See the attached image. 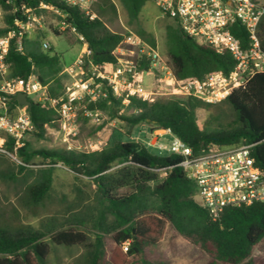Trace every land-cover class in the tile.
Returning <instances> with one entry per match:
<instances>
[{"label":"trees","instance_id":"obj_1","mask_svg":"<svg viewBox=\"0 0 264 264\" xmlns=\"http://www.w3.org/2000/svg\"><path fill=\"white\" fill-rule=\"evenodd\" d=\"M23 1L31 6L40 2L49 5L50 10L36 9V13L51 12L59 23L67 24L66 34L71 43L81 42L78 38L81 35L94 64L116 66L119 56H135L124 43L125 34L108 26L110 15H116L112 0H99L92 9L94 17L61 0ZM147 1L119 0L136 34L157 47L155 36L139 22ZM16 3L20 4V0ZM0 7L11 9L12 4L0 0ZM15 17L8 14L7 23L12 24ZM167 17L170 16L167 14ZM172 19L173 24L166 26L167 63L177 78L204 79L214 72L228 75L235 69L236 60L231 53L218 52L210 45L198 43L183 31L176 18ZM50 30L61 34L58 27L50 25ZM231 30L242 46L247 47L245 28L235 23ZM6 31L1 29L0 34ZM259 36L264 51V16ZM42 37L24 39L22 49L12 43L7 56V77L27 78L35 74L46 86L47 96L54 99L63 93L67 75L62 71L66 63L53 48L49 51L43 48ZM117 48L124 49L126 54H117ZM149 67L150 63L145 60L139 65L144 71ZM103 90L106 96L87 102L85 110L100 111L107 120L122 121L128 138L136 128L146 125L152 132L170 129L196 155L209 144H253L252 155L264 170V72L255 73L244 86L220 102L234 115L227 124L220 122L226 112L221 108L213 110L219 104L194 96L163 97L152 103L133 96L124 103L109 87ZM30 101L27 111L34 125L32 135L44 138L48 131L46 126L60 127V116L55 108L44 102ZM11 104L16 106L18 101L14 99ZM198 109L210 113L204 127L198 123ZM4 146L16 154L20 163L15 162L16 171L5 172L3 177L21 185L18 201L26 211L36 213L49 198L58 164L90 179L95 192L92 203L81 200L72 206L76 212L65 223L47 217L38 227L15 218L17 211L15 217L8 219L0 213V264H50L51 244L81 247V264H169L149 252V248L163 238L167 223L207 255V264H264V255H255L264 240V201L227 207L218 220H212L196 198L197 183L188 178L179 165L182 160L179 155H157L144 142L131 139L89 152L35 147L30 140L16 152L11 141ZM79 208L83 210L79 212ZM88 223L94 230L93 236L85 231ZM125 242H129L126 252L122 248Z\"/></svg>","mask_w":264,"mask_h":264},{"label":"built area","instance_id":"obj_2","mask_svg":"<svg viewBox=\"0 0 264 264\" xmlns=\"http://www.w3.org/2000/svg\"><path fill=\"white\" fill-rule=\"evenodd\" d=\"M5 1L12 4V8L0 7V30L7 29L0 34V153L17 163L20 160L16 154L9 152L4 144L11 141L16 152L25 145L27 136L34 130L27 106L19 102L16 106L11 104L18 93H25L28 99L30 95H40L39 102L57 110L60 116L59 132L67 143V149L89 152L102 150L107 144L101 139L89 141L86 145L74 142L78 135L79 107L82 103L105 97V86L116 97L122 98L124 103H128L133 96L151 103L170 96H194L207 103H218L235 89L244 86L255 73L264 72V51L259 36L264 0H151L171 18H176L183 31L198 43L210 45L218 52L231 53L236 60L235 69L228 75L214 72L204 79H179L158 48L131 31L125 34L124 43L131 47L134 57L119 56L116 66L94 64L90 59L91 51L80 35L83 49L72 63L65 64L62 71L67 75L63 93L58 98L50 99L46 86L35 74L27 78L9 79L7 56L13 42L18 49H22L24 39L35 30L37 23L40 24L43 16L36 13V9L51 7L42 2L31 6L23 0H20V4L16 3L17 0ZM61 1L95 16L92 7L96 0ZM8 14L16 15L12 24L6 21ZM235 23L241 24L247 31V47H243L232 33L231 28ZM43 48L48 50L50 46L44 42ZM116 53L124 55L126 51L117 48ZM143 60L150 63L147 71L139 69ZM149 72L153 78L147 84L145 74ZM83 112L97 125L105 119L100 111L84 108ZM46 128L50 129L49 126ZM157 130L152 134L153 144H157L162 133L171 136L166 151L182 157L179 165L184 168L187 177L197 183L196 198L207 209L212 220H218L227 207L250 206L264 201V170L256 164L252 155L253 144H209L201 154L196 155L170 129ZM128 246V242L123 244L125 252Z\"/></svg>","mask_w":264,"mask_h":264},{"label":"rangeland","instance_id":"obj_3","mask_svg":"<svg viewBox=\"0 0 264 264\" xmlns=\"http://www.w3.org/2000/svg\"><path fill=\"white\" fill-rule=\"evenodd\" d=\"M99 2V0H96L92 7L93 10ZM112 2L116 6V15L113 24H108L110 29L124 34H127L129 31L136 33L135 26L129 25L127 13L122 8L119 0H112ZM40 14H42L43 18L40 24L37 23L35 30L29 33L28 38L33 39L38 35H42V43H48L50 49L53 48V52L59 54L63 63H72L83 49L82 42L76 41L71 43L68 39V34H66L67 26L63 25L62 22L59 23L51 12ZM109 19H111V15ZM139 22L143 28L155 36L158 51L167 62L166 26L173 24L174 20L171 17H167V14L153 1L148 0L142 8ZM50 25L58 27L61 34H54L50 30ZM50 49H48V51ZM152 78L151 72L145 74L147 84L152 82ZM39 98L40 95L36 94L29 96V99L34 101H39ZM216 104L219 105L217 108H213L214 111L221 108L226 112L220 122L223 124L231 122L234 119V115L230 108L226 104H221L220 102ZM85 106L86 104L82 103L79 107L78 135L74 139V142L78 144L86 145L89 141L101 139L106 142L107 146H111L116 141L131 139L144 142L151 137L152 131L149 127L141 125L134 130L131 138H128L126 127L122 121L118 119L107 120L106 117L104 119L105 121L102 122L103 125L101 129L95 131V128L99 125L91 121V119L84 114L83 110ZM205 113L207 114V118L204 121H202L201 115L198 117L200 127H204L209 118L210 113L207 110H205ZM27 140H30L35 147L67 148V143L60 134L59 128L48 129L46 137L44 138H37L29 134ZM169 141L170 137L164 136L160 139L155 149L149 148V150L154 154L164 155L165 151H162L159 147H168ZM10 171H16L15 161L9 156L0 153V213L3 214L6 219L15 217V211H17L18 217L15 218H18L24 223H31L34 226L39 227L41 221L47 217H54L56 221L65 223L67 219L76 212V208L72 207L76 202H80L81 200L86 203L93 202L95 187L92 185L91 180L77 175L69 168L58 164L55 166L54 182L49 198L43 206H40L36 213L28 212L19 205L18 198L22 189L21 185L12 181H6L3 177L5 172ZM81 208H79V212L83 210ZM85 231L89 232L90 236H93L92 232H94V230L91 224L88 223ZM51 246L53 252L48 258L50 264H81L80 255L83 252L81 247H64L53 244H51ZM149 252L156 258L167 260L169 264H207L208 260L207 255L202 252L198 246L176 233L169 223L166 224L163 238L157 244L151 246ZM260 254L264 255V240L255 250V255L258 256Z\"/></svg>","mask_w":264,"mask_h":264},{"label":"crops","instance_id":"obj_4","mask_svg":"<svg viewBox=\"0 0 264 264\" xmlns=\"http://www.w3.org/2000/svg\"><path fill=\"white\" fill-rule=\"evenodd\" d=\"M115 20V16H112L111 19H109L108 21V24H113ZM110 28V27H109ZM204 113V114H203ZM199 115L202 116V121H204L206 118H207V114L205 113V110L204 109H198L197 110V117H199ZM198 123H199V120H198ZM158 130H155L153 132H151V137L147 140V141H144V143L149 147V148H152V149H155L158 145V142L160 141L161 138H163L164 136H169L170 139H171V136L169 134H160V136L158 137V142L157 144H153L154 140L152 138V134L153 133H156ZM162 130H160L159 132L161 133ZM162 151H165V154H168V152L166 151L167 150V146H160L159 147Z\"/></svg>","mask_w":264,"mask_h":264},{"label":"water","instance_id":"obj_5","mask_svg":"<svg viewBox=\"0 0 264 264\" xmlns=\"http://www.w3.org/2000/svg\"><path fill=\"white\" fill-rule=\"evenodd\" d=\"M16 99L18 100L19 104L30 106L31 101L28 99L27 95L25 93H18L16 95Z\"/></svg>","mask_w":264,"mask_h":264}]
</instances>
